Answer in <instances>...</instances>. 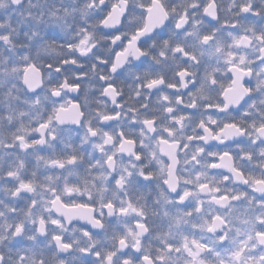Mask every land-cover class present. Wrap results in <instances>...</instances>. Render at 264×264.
Segmentation results:
<instances>
[{
	"label": "snow or ice",
	"instance_id": "obj_1",
	"mask_svg": "<svg viewBox=\"0 0 264 264\" xmlns=\"http://www.w3.org/2000/svg\"><path fill=\"white\" fill-rule=\"evenodd\" d=\"M122 3L108 6L104 24L120 22ZM177 7L179 31L137 75L142 91L135 105L115 103L121 89L101 71V92L115 104L109 111L97 108L85 119L73 96L33 119L11 105L0 114V221L17 235L28 225L40 233L53 225L59 231L48 233L51 241L72 250L80 239L62 234L64 225L84 221L91 228L73 233L87 240L77 251L92 257L90 264H264V116L251 111L255 104L232 111L245 95L264 89V29L253 27L250 36L226 20L219 27L185 28L194 14L218 19L216 2L179 0ZM241 11L260 15L248 5ZM168 15L162 0L141 4L142 26L110 33L116 46L98 62L120 75L130 58L150 55L143 38ZM90 39L89 33L79 40L81 53ZM63 63L84 67L76 58ZM33 70L36 82V65L23 68ZM86 80L81 71L61 87L80 93ZM51 92L63 95L59 88ZM67 124L85 127L78 144L58 137ZM237 136L243 139L233 150ZM134 176L141 178L135 187ZM145 182L155 188V199L145 195ZM46 255L34 250L33 260L45 264ZM57 259L64 264L58 253Z\"/></svg>",
	"mask_w": 264,
	"mask_h": 264
},
{
	"label": "clouds",
	"instance_id": "obj_2",
	"mask_svg": "<svg viewBox=\"0 0 264 264\" xmlns=\"http://www.w3.org/2000/svg\"><path fill=\"white\" fill-rule=\"evenodd\" d=\"M118 0H0V114L7 115V106L17 112L24 113V119H33L37 114H43L46 109L54 104L63 102L65 99L78 96L85 112V119L94 116L95 109L102 111L111 110L115 104L112 97L101 92L103 81L97 77L101 71L115 78L117 86L121 89V96L115 103L126 106L135 105L138 101L137 92L142 91L137 75L143 68L150 67L153 63L152 54H155L162 46L163 40L175 37L179 31L174 27V21L180 14L177 7L179 0H162L164 7L168 8L169 15L163 20L155 31L149 32L144 38L145 50L150 52L140 58H130L119 69L120 75L105 71L107 66L98 62V57L108 58L115 44L112 43L110 33L120 32L123 34L128 25L142 26L140 22L141 4H147L149 0H126V4H120L117 15L120 22L110 20L104 24L108 6ZM218 19L194 14L185 28L198 25L203 29L210 23L219 27L225 20L229 24L237 26V31L248 30L253 36V27L257 30L264 29V0H215ZM243 5L260 12L259 16L252 17L251 13L241 11ZM121 10H124L121 13ZM91 34L88 51L80 52L79 40L85 35ZM73 44L69 49L67 45ZM153 44L155 47H153ZM255 44L246 50L253 54ZM264 55V53H261ZM66 58H76L78 63L84 65L81 70L77 65H65ZM36 65L39 71V79L33 82V72L25 73L26 65ZM52 65L51 68L48 66ZM63 71L57 72L56 68ZM264 67V65H260ZM86 72L87 80L82 82L80 93H72L61 87L65 78L72 82L73 76L78 72ZM264 75V73H262ZM29 78L28 83L25 77ZM31 84V87H29ZM90 86V87H89ZM59 88L61 97L52 94L51 90ZM87 97V103L84 99ZM255 104L251 111L264 116V89L254 90L252 95H245L238 104L233 105L232 111L239 113L248 110L249 105ZM253 117H245L247 121ZM122 123L124 121H121ZM241 123V127H245ZM85 127L81 125H61L58 137L78 144L85 135ZM243 139L240 136L232 141L233 150H236V141ZM247 145L245 144V147ZM91 151L90 145L85 146ZM139 177L131 178V185L135 187L140 183ZM155 183V182H153ZM144 192L151 199L156 198V190L145 182ZM74 198H80V193H75ZM86 198V194H85ZM85 227L84 221L65 224L66 233L69 237L80 239V245H74L72 250L58 249L55 241H51L48 233L53 230L59 231L56 226L49 225L46 233H40L38 228L28 225L19 235L15 233L10 224L0 221V264H38L33 260L34 250L44 249L48 255L44 257L45 264H60L57 253L64 264H90L92 257L84 258L77 248L86 245L87 240L81 237L80 232L73 233V229ZM34 237V238H32Z\"/></svg>",
	"mask_w": 264,
	"mask_h": 264
}]
</instances>
